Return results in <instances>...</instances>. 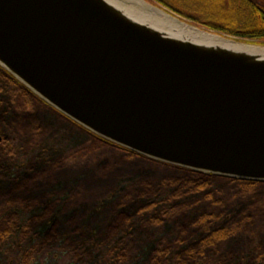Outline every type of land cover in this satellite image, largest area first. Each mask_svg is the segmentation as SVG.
<instances>
[{
  "label": "water",
  "instance_id": "water-1",
  "mask_svg": "<svg viewBox=\"0 0 264 264\" xmlns=\"http://www.w3.org/2000/svg\"><path fill=\"white\" fill-rule=\"evenodd\" d=\"M0 68L116 147L264 183L262 45L147 0H0Z\"/></svg>",
  "mask_w": 264,
  "mask_h": 264
},
{
  "label": "rangeland",
  "instance_id": "rangeland-1",
  "mask_svg": "<svg viewBox=\"0 0 264 264\" xmlns=\"http://www.w3.org/2000/svg\"><path fill=\"white\" fill-rule=\"evenodd\" d=\"M163 1L191 10L190 0ZM3 76L0 137L17 147L15 160L0 159V264H179L176 248L217 230L225 237L189 264H264V183L212 176L174 200L168 184L205 174L101 142ZM151 217L163 227L151 232ZM168 233L179 241H162ZM48 235L55 239L44 245Z\"/></svg>",
  "mask_w": 264,
  "mask_h": 264
},
{
  "label": "trees",
  "instance_id": "trees-1",
  "mask_svg": "<svg viewBox=\"0 0 264 264\" xmlns=\"http://www.w3.org/2000/svg\"><path fill=\"white\" fill-rule=\"evenodd\" d=\"M156 1L161 5L168 7V9L171 8L170 6H168L167 1H163V0H156ZM189 2L191 6L190 7L191 10L188 11L189 13L179 12L176 14L182 16L186 20H190L192 23L200 27H205L206 29L209 30H213L229 36H233L237 39H243L246 41L264 40V5L260 4L256 0H190ZM195 15L196 16L199 15L201 17L199 16L196 17ZM0 72H2L4 74L3 77L8 79L11 83L21 88L24 92L28 93L33 98L40 100L29 90H27L23 85L18 83L13 77L9 76V74L4 72L2 69H0ZM40 101L43 104H45L42 100ZM60 115L63 116L62 114ZM67 120L69 121V119ZM73 124L76 125L75 123ZM78 127L82 128L80 126ZM85 131L88 132L87 130ZM92 136L94 135L92 134ZM11 137H12L11 135H9L6 138L1 137L2 142L0 143V159H6L8 157H11L10 159L11 161L12 159L15 160L14 158H15L17 142L14 138L12 139ZM96 138L101 142L110 144L98 137ZM117 148L129 152L133 155H136L120 147ZM187 171L192 172L194 174L197 173L190 170ZM199 176H202L201 179L199 180H194V179L190 181L177 180L173 183L168 184L166 186L168 196L175 200V199H179L178 197L187 196L197 191H200L205 188V183H204L205 179L208 180L214 175H199ZM236 181L244 185L255 184L254 182L251 181H243V180H236ZM19 222L21 224H27L26 221L20 220ZM147 224L151 228V232L153 229L159 230L160 228L163 227L158 217L149 218V222H147ZM12 229L13 227L11 226L10 230ZM49 230L51 232L58 231L59 230L58 223H53ZM54 235L56 236V234ZM224 237L225 235L224 233H222V231H218V230L211 231L206 235H204V237L197 239L191 245V247L185 248L184 250L176 248L177 255L175 256L173 261L178 262L179 264H189L196 260H203L202 258L205 257L206 250L212 247L213 245H216L217 240L222 239ZM45 238L46 239L43 238L44 245L55 239L53 236L50 237L49 235L46 236ZM152 238L156 239L157 241L160 240V238L156 235L155 232ZM170 238L175 239V242L179 241L178 237L176 238V235L169 236V233L162 239V241L167 242L168 239ZM154 257L157 258L158 254H155ZM151 263L153 264V262Z\"/></svg>",
  "mask_w": 264,
  "mask_h": 264
},
{
  "label": "bare ground",
  "instance_id": "bare-ground-1",
  "mask_svg": "<svg viewBox=\"0 0 264 264\" xmlns=\"http://www.w3.org/2000/svg\"><path fill=\"white\" fill-rule=\"evenodd\" d=\"M130 9H132V8H130ZM142 13V12H141ZM145 15V14H144ZM150 17H152L157 23H159V22H165L159 15H152V16H150Z\"/></svg>",
  "mask_w": 264,
  "mask_h": 264
},
{
  "label": "flooded vegetation",
  "instance_id": "flooded-vegetation-1",
  "mask_svg": "<svg viewBox=\"0 0 264 264\" xmlns=\"http://www.w3.org/2000/svg\"><path fill=\"white\" fill-rule=\"evenodd\" d=\"M154 1H156V0H154ZM5 72V71H4ZM8 74V73H7ZM12 77V76H11ZM2 142V138L0 137V143Z\"/></svg>",
  "mask_w": 264,
  "mask_h": 264
}]
</instances>
